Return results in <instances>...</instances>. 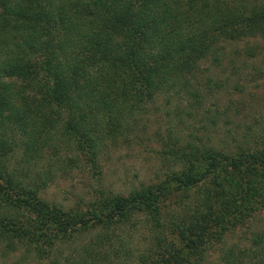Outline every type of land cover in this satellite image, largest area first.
Segmentation results:
<instances>
[{"label": "trees", "instance_id": "16d2710c", "mask_svg": "<svg viewBox=\"0 0 264 264\" xmlns=\"http://www.w3.org/2000/svg\"><path fill=\"white\" fill-rule=\"evenodd\" d=\"M257 34L264 35V0H0V246L20 252L13 264L30 257L61 264L63 244L88 231L134 226L135 215L155 233L141 262L181 264L195 255L202 262V246L226 230L216 202L241 219L253 197L264 203V147L226 153L203 141L169 144V164L180 169L168 167L162 179L127 195L101 193L86 209L43 198L54 174L51 164L38 163L59 133L97 167L105 138L124 135L155 95L187 86V74L221 38ZM9 155L16 157L11 166ZM193 188L199 196L189 212L166 210L174 192ZM170 233L186 249L180 261ZM81 252L79 264H96L99 253L89 245ZM219 264H264V232L225 250Z\"/></svg>", "mask_w": 264, "mask_h": 264}, {"label": "rangeland", "instance_id": "374dc122", "mask_svg": "<svg viewBox=\"0 0 264 264\" xmlns=\"http://www.w3.org/2000/svg\"><path fill=\"white\" fill-rule=\"evenodd\" d=\"M214 56L220 60H214ZM198 66L187 74V86H179L175 92L159 93L142 105L129 120L124 135L106 137L96 157L97 167L91 165L89 154L78 151L56 133V146L47 149L38 163L39 168L51 164L54 174L41 196L52 204L86 209L101 193L127 195L133 188L162 179L168 167L181 168L178 163L169 164L171 156L164 151L169 144L179 147L187 142L203 141L226 153L238 145L251 151L264 147V35L235 40L221 38L216 49L198 62ZM15 158L10 156L8 164H14ZM179 192H174L164 203L169 213L182 216L185 210L192 209L199 193L198 188ZM257 199L256 195L248 203L254 208L243 219L216 202L226 230L220 238L213 237L202 246L201 264H219L225 250L248 246L256 233L264 232V203L258 204ZM141 219L142 216L135 215L134 226L126 224L100 230L98 234L88 231L75 237L60 246V263L67 264L68 259L79 264L83 246L89 245L95 251L93 256L99 253L96 264H164L160 259L156 263L141 262L140 255L147 254L155 238V233ZM109 236L112 239L108 241ZM168 236L180 261L186 256L183 241L176 233ZM126 248L132 250L129 256L123 252ZM19 254L5 252L0 246V264H13L20 258ZM198 257L195 255L189 262L184 257L185 263L181 264H195ZM29 264H37L34 257L29 258Z\"/></svg>", "mask_w": 264, "mask_h": 264}]
</instances>
